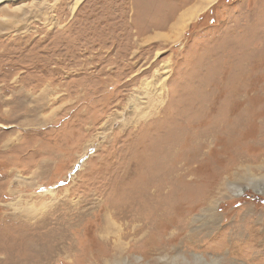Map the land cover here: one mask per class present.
Here are the masks:
<instances>
[{"label": "rangeland", "instance_id": "1", "mask_svg": "<svg viewBox=\"0 0 264 264\" xmlns=\"http://www.w3.org/2000/svg\"><path fill=\"white\" fill-rule=\"evenodd\" d=\"M207 1L0 2V264H264V0Z\"/></svg>", "mask_w": 264, "mask_h": 264}, {"label": "bare ground", "instance_id": "2", "mask_svg": "<svg viewBox=\"0 0 264 264\" xmlns=\"http://www.w3.org/2000/svg\"><path fill=\"white\" fill-rule=\"evenodd\" d=\"M2 1H4V0H0V2H2ZM211 1H214V0H208L206 3L207 4H209ZM202 9V8H201ZM191 15V14H190ZM182 16V15H181ZM186 16H188V14H186ZM184 17V16H183ZM189 18H190V16H188ZM187 17V18H188ZM182 18V17H181ZM189 18L187 19V20H189ZM181 20V19H180ZM186 21V20H185ZM184 23V22H183ZM182 22L180 23V24H183ZM181 27V26H180ZM237 189V188H236ZM239 189V188H238ZM240 191H242V190H239V192ZM147 199V198H146ZM133 200V199H132ZM154 201V200H153ZM143 202V201H142ZM142 202H141V204H142ZM138 205V204H137ZM144 205H146V204H144ZM127 206V205H126ZM149 206V205H148ZM156 206V205H155ZM158 206V205H157ZM130 207V206H129ZM133 207V206H132ZM144 207V206H143ZM142 207V208H143ZM135 209V208H134ZM204 214H206V216H208L209 217V220H210V222L207 224L208 226H206V228L207 229H215V219H216V215H215V213H214V201H209V203L207 204V206L204 208ZM139 215V214H138ZM146 220V219H145ZM206 220L208 221V218H206ZM148 221V220H147ZM147 223V222H146ZM149 223V222H148ZM144 226H146L145 224H143ZM188 226H186V224H183V225H181V226H179L178 228H177V233L174 235V237L176 236V237H179V236H181V235H183L184 236V234H185V230H186V228H187ZM230 228V227H229ZM229 228H227V230L229 231ZM143 229V226L141 227V226H136V229L134 230V235H137L138 233H140L141 232V230ZM231 229V228H230ZM216 230H217V228H216ZM220 231H218V232H213V233H217V234H219L220 233V235L221 236H223V235H227L228 233H226V231H221V229H219ZM233 230V229H232ZM233 233H232V235H234L235 234V232H234V230L232 231ZM201 232H193V233H191V234H189L188 236H184V238H183V240L185 241V242H187L188 244H190V245H192V243H194V242H196V240H198V239H200V237H201V239L203 238L202 236H201ZM242 235H241V232H239V231H237L236 230V236H235V242H234V240H228V238H225L224 240H220V241H217V243H215V245H214V247H213V249H215L216 251L217 250H222V249H227V250H229V251H231V252H233L235 249H237V248H240V245H241V242H242ZM194 258H195V261H199L200 259H199V255H197V254H195L194 255Z\"/></svg>", "mask_w": 264, "mask_h": 264}]
</instances>
